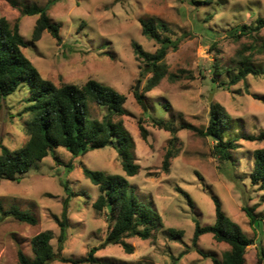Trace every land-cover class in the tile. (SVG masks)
I'll return each instance as SVG.
<instances>
[{
	"label": "rangeland",
	"instance_id": "1",
	"mask_svg": "<svg viewBox=\"0 0 264 264\" xmlns=\"http://www.w3.org/2000/svg\"><path fill=\"white\" fill-rule=\"evenodd\" d=\"M48 1L0 0V18L6 17L12 24L19 21L27 42L23 51L43 77L56 85L80 86L95 79L126 96L127 114L122 119L134 139L140 171L127 176L112 146L77 158L59 147L17 180H0L3 209L15 206L37 217L32 225L0 211V264H16L18 249L33 258L32 238L45 230L52 231L51 243L64 257L85 256L96 246V256L107 264H213L211 257L198 250L221 259L230 246L217 242L211 233L200 236L197 248L192 242L195 218L202 225L215 222L213 196L253 240L247 248L246 264H264V259L260 260L264 191L250 178L254 152L264 148V141L243 138L264 130V73L231 83L245 57L264 70V27L259 32L233 34L240 26H254L258 18H264V0H59L49 14L60 25L61 42L47 31L36 41L33 31L38 15L21 16L18 7L42 6ZM150 18L162 19L169 28L165 33L180 42L166 56L168 75L145 91L151 73L144 71V62L136 58L132 42L152 53L158 49L159 44L142 32L141 19ZM135 91L144 94L145 106L137 101ZM28 92L25 85L0 104V142L11 149L20 148L29 139L31 118L25 112ZM212 104H221L232 117L230 132L238 148L229 163L212 155L214 141L210 136L181 127L190 124L205 130ZM91 109L96 118L106 113L95 103ZM154 119H165L178 127V152L169 171L163 170L162 163L172 135L156 126ZM140 120L149 131L147 140L140 134ZM68 163L73 164L71 171ZM83 165L126 176L141 201L161 215L163 226L154 229L150 238H125L133 247L132 253L120 244L102 245L113 221L107 211L94 208L100 187L84 176ZM65 182L75 195L70 199L67 240L59 251L61 230L54 216L60 217L63 211ZM182 191L190 195L192 205ZM245 206L258 218L263 217V225L251 223ZM171 229L183 231V235L175 238ZM51 264L72 263L54 260Z\"/></svg>",
	"mask_w": 264,
	"mask_h": 264
},
{
	"label": "trees",
	"instance_id": "2",
	"mask_svg": "<svg viewBox=\"0 0 264 264\" xmlns=\"http://www.w3.org/2000/svg\"><path fill=\"white\" fill-rule=\"evenodd\" d=\"M59 0H50L45 5H31L18 7L20 15H38L33 39L39 40L44 31L49 32L57 42H61L60 25L53 21L49 14L50 8ZM12 5H18L13 1ZM143 34L155 40L159 47L152 53L146 51L141 44L132 42L136 58L145 64L144 71L150 72L151 76L145 86V91L156 87L168 73V65L165 61L170 49L176 50L179 39H172L165 32L169 31L167 24L158 18L141 19ZM264 27V18H258L254 26L242 25L235 30L242 34L245 31L259 32ZM27 46L24 36L20 32L19 21L12 24L6 17L0 18V104L8 96L28 85V105L25 112L29 113L28 122L29 139L20 148L11 149L0 142V180H17L22 174L28 172L32 166L41 162L51 151L59 147L68 150L73 158L85 155L90 150L112 146L118 153L122 168L127 176L139 173L140 165L136 162L135 142L130 132L125 128L122 117L127 114L124 104L126 96L115 88L98 80L90 79L84 85L73 83H62L56 85L52 80L43 77L31 59L24 53L23 48ZM218 72V71H217ZM264 70L255 67L251 60L239 62L238 71L231 78L235 84L244 80L249 74H262ZM217 74H220L219 72ZM137 101L145 106L144 94L134 92ZM95 103L106 109L102 118L92 115L91 104ZM119 117L120 119L116 120ZM153 123L159 128L169 131L172 137L169 147L165 153L162 168L170 169V161L177 154L178 127L171 121L165 119H154ZM232 117L221 104H212L209 124L205 130L198 129L190 124H182L181 127L197 130L203 136H210L214 145L212 155L222 162L233 160V150L238 148L235 137H232ZM140 134L144 140L148 139L149 131L139 121ZM242 138V136H241ZM249 140L264 141V130L258 135H244ZM69 171L73 164L68 163ZM83 174L94 184L100 187V194L93 206L98 212H108L113 225L109 230L106 244H120L127 252L132 253L133 247L125 238L137 236L148 239L152 236L154 229L163 226L161 215L146 205L136 193L135 186L124 175L108 174L101 170H94L83 165ZM253 184H257L264 191V148L254 152L253 170L250 173ZM66 198L63 200V211L61 216L54 218L60 226L58 238V249L61 251L68 236L70 199L75 193L68 183H63ZM192 205L190 195L182 191ZM215 204V222L202 225L195 218V231L193 235V246L203 234L211 233L217 242H225L230 249L225 251L221 259L209 256L213 264H246V252L249 245L253 243L242 229V227L226 214L221 200L213 196ZM251 223L257 222L263 225V217L258 218L253 209L244 207ZM0 211L5 216H12L21 222L35 225L37 217L28 210L11 207L4 210L0 203ZM175 238L183 235V231L171 229ZM53 233L45 230L32 238L31 258L22 249H18V260L16 264H51L54 260L70 262L72 264H107L96 256L99 247H92L87 255L79 258L64 257L58 255L51 243ZM264 259V248H260V260ZM108 264H113L109 262Z\"/></svg>",
	"mask_w": 264,
	"mask_h": 264
},
{
	"label": "water",
	"instance_id": "3",
	"mask_svg": "<svg viewBox=\"0 0 264 264\" xmlns=\"http://www.w3.org/2000/svg\"><path fill=\"white\" fill-rule=\"evenodd\" d=\"M138 88V86H136V89Z\"/></svg>",
	"mask_w": 264,
	"mask_h": 264
}]
</instances>
